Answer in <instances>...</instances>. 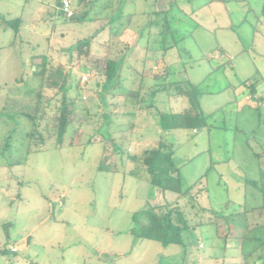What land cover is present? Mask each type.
<instances>
[{
  "label": "rangeland",
  "instance_id": "obj_1",
  "mask_svg": "<svg viewBox=\"0 0 264 264\" xmlns=\"http://www.w3.org/2000/svg\"><path fill=\"white\" fill-rule=\"evenodd\" d=\"M57 1L0 0V144L14 132L20 135L30 128L17 115V103L36 83L33 73L40 70L42 59L35 56H47L51 66L62 65L72 68L73 75L81 74L79 84L85 88L79 95L85 105H96L99 115L104 111L99 96L102 88L93 82L102 83L101 76L86 72L92 64L85 60L81 63L84 70L71 66L74 61L68 49L78 39L92 35L111 11L141 14L138 20L143 24L150 19L144 13L158 11L163 5L158 0H102L91 9L90 16L101 17L80 23L68 19ZM108 1L113 4L112 9L104 10ZM207 1L176 0L171 8L166 4L171 27L176 30L174 39L179 42L164 51L155 42V38H160L155 34L148 42L149 53L146 55L140 48L138 60L131 62L140 71L141 61L148 56L144 69L151 79L169 69L168 81L192 80L198 84L203 111L213 115L209 120L215 126L212 129H200L198 133L178 131L176 138L166 141L174 151L173 161L180 168L183 189L199 180L197 188H207L197 199L195 209L186 207L193 223L200 221L201 208L219 210L227 202L246 203L248 207L262 204L258 190L246 185V180L260 177V165L253 151L262 148L254 139L260 124L255 110L258 101H248V91L240 85L253 76L256 66L264 71L262 49L253 44L252 27L246 22L252 19L249 1H214L205 5ZM260 2L250 1L253 7ZM15 20H20L18 28L8 24ZM156 29L154 25L151 31L155 33ZM107 38L105 32L97 41L104 44ZM98 45L94 54L105 55V48ZM85 76L87 83L83 81ZM125 78L127 86L132 87L134 72L125 71ZM53 93L48 92L50 97ZM118 95L121 96L108 98L119 106L113 109L118 115L112 117L109 129L117 148L124 153L129 148L132 158L145 155L159 143L168 146L163 137L154 135L157 120L153 116L148 120L139 116L133 130L131 118L124 117V91H118ZM158 100L163 111L172 108L179 112L189 106L184 97L167 98L160 94ZM131 101L125 110L133 106ZM239 107H245L244 112H235ZM260 111L264 120V104ZM109 122L100 125L102 129L98 131L94 124L87 125L81 145L59 148L50 140L42 151L30 153L22 164L9 166L0 154V249L9 250L5 256L0 253V264L185 263L184 247H164L159 241L131 234L132 229L142 226L145 210L172 203L178 195L154 187L143 163L132 162L121 152L115 158L118 169L109 162L107 171L99 170L105 145H89L85 141L92 135L107 133ZM262 131L258 134L261 142L264 125ZM70 134L74 136L75 130ZM16 142L21 144L22 140L14 141L15 146ZM25 156V150L14 151L11 159L16 162ZM214 234L212 227L196 228L187 234L196 246L188 245L186 264H239V252L223 250V241ZM13 248L16 253L10 250ZM212 254L217 257L215 260L209 258Z\"/></svg>",
  "mask_w": 264,
  "mask_h": 264
},
{
  "label": "trees",
  "instance_id": "obj_2",
  "mask_svg": "<svg viewBox=\"0 0 264 264\" xmlns=\"http://www.w3.org/2000/svg\"><path fill=\"white\" fill-rule=\"evenodd\" d=\"M62 1H57L58 8L62 7ZM71 1L74 15L70 18L66 16L68 19L85 23L96 21L101 17V14L97 18L90 16L91 9L102 0ZM158 1H162L163 4L160 6V10L144 13L145 17L150 18L147 23H139L138 16L141 14H125L121 10L115 13L116 10H114L106 18L101 19L105 20V23L99 26L92 35L78 39L68 49L72 54L71 60L74 61L71 62V66H78L79 69L84 70L86 67H82L81 63L82 60H85L86 63L92 64L85 71L98 72L101 76L102 83L101 81L93 82L94 86L97 85V87L102 88V93L99 96L102 98L104 111L99 115L96 110L98 107L92 106L91 103L85 105L79 95L80 90L85 88L79 84L82 79L81 74L73 75L72 68L69 70L62 65L51 66L47 56H35L42 59V63L39 65L40 70L36 69L33 73L34 77H37L36 83L29 90L28 95L17 103L19 104L17 105V115L27 121L30 128L20 135L14 132L8 136L0 144V154L7 159L9 166H13L25 163L30 153L42 151L50 140H54L59 148L81 145L84 143L83 135L87 125L94 124L97 127L95 131H98L102 129L103 123L109 122L108 118L111 117L107 133L92 135L85 141L89 145L94 143L105 145L99 170L107 171L106 165L109 162L115 170L118 169L115 158L121 152L124 157L127 156L126 159L128 160L132 162L138 160L143 163L150 175V183L154 187L163 193L171 191L178 195L172 203L166 202L161 205L150 206L145 210L142 213L144 220L142 226L139 227V230L132 229V235L136 238L159 241L164 247L169 245L184 247L186 259L184 258L185 263L183 264H186L190 254L188 245L196 246L194 245L195 241L189 238L187 234L196 228L212 227L215 232L214 236L224 243L223 250H237L239 252V264H264V140L261 142L258 136L263 132L262 125L264 124L261 122L264 120L260 117V109L264 104V96L261 95L256 76L243 81L240 87L248 91L247 97L249 99H257L258 101V107L255 110L260 124L254 139L257 140V144L262 150L253 151V155L260 165V177L257 180H246V185L258 190L262 197L260 206L248 207L246 203L227 202L219 210L201 208L198 211L199 217H201L200 221L193 223L188 219L186 207L190 206L195 209L197 199L207 191V188L198 189L197 185L201 182L199 180L187 189H183L180 168L173 161L174 151L172 147L159 143L146 151L145 155L141 157L136 155L131 158L130 149H127V153L119 150L115 137L109 131L112 125V117L118 115L113 109L119 106L117 103L109 102L108 98L121 96L118 95V91H124V117L131 118L133 130H135L134 120L142 115H145L144 120L153 116L157 120V127L163 132L192 130L198 133L200 129L215 127L209 124L213 115L206 114L201 107L199 100L201 93L198 91V84L190 79L168 81L169 69L151 79L148 71L144 69L148 62V56L141 61L142 70L140 71L131 63L138 60L137 55L140 48L145 50L146 55L149 53L148 42L155 34L160 36L159 39L158 37L155 38V42H158L164 51L172 49L179 42L174 39L176 30L171 27L170 16L168 15L169 8L175 5L176 0ZM214 1L228 2L229 0H208L205 5H210ZM246 1H249V11L254 12L255 19L264 27V0H261L256 7L251 5V0H243L245 4H247ZM166 4L169 5V8L165 6ZM112 5L110 1L105 2L103 9L111 10ZM153 16L157 19L151 20ZM246 22L251 23V21ZM8 24L18 28L20 20L10 21ZM154 25L158 28L155 33L151 31ZM105 32H108L107 42L101 44L97 40ZM144 39H146V44L143 45ZM96 44H99L98 46L102 49L105 48V55L96 56L94 54ZM130 70L134 72L135 78L132 87L127 86L125 78V71ZM149 78L150 82L147 81ZM85 82L87 83L88 79ZM50 91L54 92L52 97L48 94ZM91 91L93 90L91 89ZM160 94H166L167 98L184 97L188 100L189 106L179 112L172 108L169 111H163L159 107L158 97ZM128 100L132 102L133 106L130 110H125L130 104ZM92 109L94 110L92 111ZM244 110L245 107L241 111ZM71 130H75L74 136L70 134ZM21 140L22 143L16 142L15 146L14 141ZM22 150H25L26 156L14 162L11 155L14 151L21 152ZM134 218L136 219V217ZM198 249L199 247H197ZM10 250L16 253V251ZM8 252L6 247L0 249L3 256L7 255ZM209 258L215 260L217 257L212 254Z\"/></svg>",
  "mask_w": 264,
  "mask_h": 264
},
{
  "label": "crops",
  "instance_id": "obj_3",
  "mask_svg": "<svg viewBox=\"0 0 264 264\" xmlns=\"http://www.w3.org/2000/svg\"><path fill=\"white\" fill-rule=\"evenodd\" d=\"M251 13H252V15H251L252 16V19L250 20L251 23H248V24H250L251 27H252L253 38H254L253 39V44L256 46V48H259L260 47L262 49V57L264 58V27L261 24H259L258 21L255 19V17L253 16L254 15V12H251ZM226 56L229 57L230 55L229 54H226ZM252 63H253V61H252ZM221 65H224V64H221ZM224 72H227V70H225ZM208 73L210 74L211 72L209 71ZM253 76H256L257 77V80L259 81L257 85L259 87V90H261V95L264 96V71L263 70L261 71L256 66ZM232 85L233 84H231V86ZM247 99H248V101L251 100L249 98H247ZM242 108L239 107V108H237L236 111L235 110L234 111L237 112L238 114L239 113H242V112H244V111H241ZM141 117L144 119L145 115L144 116L142 115ZM153 130H156L154 135H158V137H163L162 140L163 141L165 140V142L168 141L170 139V137L176 138L178 136V134L175 133V132H173V131H170V132H163V131H161V129H159L157 127V125L154 127ZM193 133H195V131ZM163 144L165 145V143H163ZM167 144H169V143H167ZM169 145H171V144H169Z\"/></svg>",
  "mask_w": 264,
  "mask_h": 264
},
{
  "label": "built area",
  "instance_id": "obj_4",
  "mask_svg": "<svg viewBox=\"0 0 264 264\" xmlns=\"http://www.w3.org/2000/svg\"><path fill=\"white\" fill-rule=\"evenodd\" d=\"M62 12L65 14V16H67L68 18L73 17L74 15V10L72 7V1L71 0H63L62 1ZM88 78L85 76L83 77V81L85 82ZM12 250L15 251V248H13Z\"/></svg>",
  "mask_w": 264,
  "mask_h": 264
}]
</instances>
